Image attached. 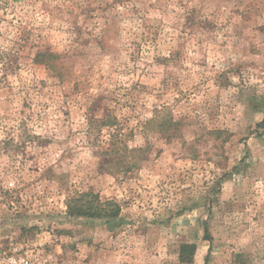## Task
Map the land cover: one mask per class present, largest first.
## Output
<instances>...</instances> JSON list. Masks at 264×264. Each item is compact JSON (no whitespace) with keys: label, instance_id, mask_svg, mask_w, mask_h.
Wrapping results in <instances>:
<instances>
[{"label":"rangeland","instance_id":"obj_1","mask_svg":"<svg viewBox=\"0 0 264 264\" xmlns=\"http://www.w3.org/2000/svg\"><path fill=\"white\" fill-rule=\"evenodd\" d=\"M0 264H264V0H0Z\"/></svg>","mask_w":264,"mask_h":264},{"label":"trees","instance_id":"obj_2","mask_svg":"<svg viewBox=\"0 0 264 264\" xmlns=\"http://www.w3.org/2000/svg\"><path fill=\"white\" fill-rule=\"evenodd\" d=\"M83 199L73 198L70 199L68 203L69 213L78 216H100V217H116L120 212V207L112 202L102 203V202H91L82 201ZM196 245L194 244H184L181 247V259L184 262H190V257H185V252H191V255L195 252Z\"/></svg>","mask_w":264,"mask_h":264}]
</instances>
